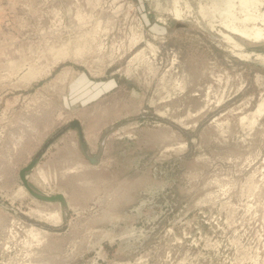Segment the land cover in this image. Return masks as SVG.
Returning a JSON list of instances; mask_svg holds the SVG:
<instances>
[{
	"label": "rangeland",
	"instance_id": "rangeland-1",
	"mask_svg": "<svg viewBox=\"0 0 264 264\" xmlns=\"http://www.w3.org/2000/svg\"><path fill=\"white\" fill-rule=\"evenodd\" d=\"M219 2L0 0V264H264V38ZM58 132L64 203L19 178Z\"/></svg>",
	"mask_w": 264,
	"mask_h": 264
},
{
	"label": "bare ground",
	"instance_id": "bare-ground-1",
	"mask_svg": "<svg viewBox=\"0 0 264 264\" xmlns=\"http://www.w3.org/2000/svg\"><path fill=\"white\" fill-rule=\"evenodd\" d=\"M220 1L221 2H219V3L223 5L222 7H219V8H221L220 13H223L222 15H225V19H224L225 23L224 22L223 23L227 27H229V28H231V30H235L236 32H238V33H240L246 37H249V38H253V39L264 38V28H261V26L256 25L254 22L257 19H259L260 21L263 20V22H264V10L263 11H260V10L256 11L257 7L259 6L258 4L261 2V0H238V2H239L238 7H240L241 11H243V17L242 18L240 17L241 19H239V17H238L240 24H235V20H237V17L234 16V12H232L233 7L235 5L233 3V1L232 0H220ZM217 6H219V5H217ZM174 8H176V7H174ZM174 11H175V9H174ZM177 11L180 12L179 9L176 10V12ZM254 11H256V12H254ZM176 12H174V13L176 14ZM176 16H178V14H176ZM242 21H247V22L251 21L252 25L247 26ZM261 106H262V104H261ZM261 111H262V109L260 110V112ZM21 188L23 189L22 186H21ZM56 213L57 212H55V214Z\"/></svg>",
	"mask_w": 264,
	"mask_h": 264
},
{
	"label": "water",
	"instance_id": "water-1",
	"mask_svg": "<svg viewBox=\"0 0 264 264\" xmlns=\"http://www.w3.org/2000/svg\"><path fill=\"white\" fill-rule=\"evenodd\" d=\"M68 127L76 129L79 141L81 143V146H82L83 150H86V144H85V141L83 140L81 126L79 124V121L76 119L70 120L68 123ZM57 135H59V132L55 136H53L52 138H49L48 141L43 145V147L36 152V154L32 157V159L24 167H22L19 170V178L22 182V185L25 187V189L28 191V193L30 195H32L33 197H35L37 199H41V200H47V201L58 200L61 203H64V198H63L62 194H60V193H55V194L41 193V192L35 190L29 184V181L27 180V177H26V172L28 170H30L33 167V165H35V163L39 160L43 148H45V146H47L49 144V142H51V140L54 137H56ZM87 157L91 162L95 161V157H93V156H87Z\"/></svg>",
	"mask_w": 264,
	"mask_h": 264
}]
</instances>
